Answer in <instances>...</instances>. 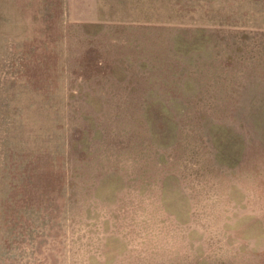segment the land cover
<instances>
[{
  "label": "rangeland",
  "instance_id": "374dc122",
  "mask_svg": "<svg viewBox=\"0 0 264 264\" xmlns=\"http://www.w3.org/2000/svg\"><path fill=\"white\" fill-rule=\"evenodd\" d=\"M0 264H264V0H0Z\"/></svg>",
  "mask_w": 264,
  "mask_h": 264
}]
</instances>
